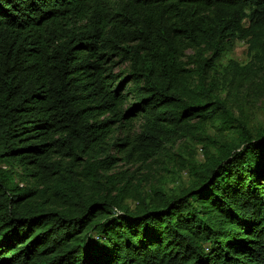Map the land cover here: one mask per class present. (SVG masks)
Returning <instances> with one entry per match:
<instances>
[{"label": "trees", "instance_id": "16d2710c", "mask_svg": "<svg viewBox=\"0 0 264 264\" xmlns=\"http://www.w3.org/2000/svg\"><path fill=\"white\" fill-rule=\"evenodd\" d=\"M263 77L264 0H0V264H264V126L230 103ZM122 147L189 187L109 177Z\"/></svg>", "mask_w": 264, "mask_h": 264}, {"label": "rangeland", "instance_id": "374dc122", "mask_svg": "<svg viewBox=\"0 0 264 264\" xmlns=\"http://www.w3.org/2000/svg\"><path fill=\"white\" fill-rule=\"evenodd\" d=\"M244 25H248L247 19ZM188 55L194 57V52H189ZM230 61L237 62L241 66L249 63L248 45L245 41L236 40L233 48L222 57L219 62L220 75L224 73V69ZM257 84H259V89L247 90L235 100L230 98L234 112H236L238 117L242 116L246 120L250 129L264 126V77L260 81L258 80ZM225 95L223 98L226 97ZM139 126L140 123H137V131ZM209 135L216 142H219L218 132L213 128L209 130ZM206 144L209 146L211 153H215L216 148L219 147V143L210 144L206 142ZM126 149L127 147H122L111 150V155L117 158V166L107 175L110 177L115 174L127 173V179H131L132 184L137 185L146 195L150 194L151 190L154 189L162 190L170 195H176L189 187L192 176L190 170L184 168L183 163L185 159H188L194 153L191 149L195 150V161L198 165L205 162L204 148L195 140L179 142L168 151L173 154H181L185 158L184 160L176 157L172 159L169 155L164 154L155 161L142 162L136 156L127 158L124 152ZM129 203L132 207L136 205L132 201H129Z\"/></svg>", "mask_w": 264, "mask_h": 264}]
</instances>
